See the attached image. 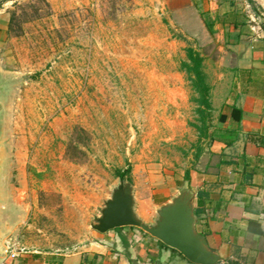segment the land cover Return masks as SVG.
Here are the masks:
<instances>
[{
    "label": "rangeland",
    "instance_id": "obj_1",
    "mask_svg": "<svg viewBox=\"0 0 264 264\" xmlns=\"http://www.w3.org/2000/svg\"><path fill=\"white\" fill-rule=\"evenodd\" d=\"M0 11L9 199L0 229L20 214L9 231L17 245L87 241L121 180L115 168L130 167L133 197L171 182L168 164L190 160L196 117L185 47L202 53L210 84L226 86L256 48L245 40L220 52L215 36L179 25L168 0H0ZM238 14L264 31L252 25L255 8ZM182 186L192 183L180 179L175 193Z\"/></svg>",
    "mask_w": 264,
    "mask_h": 264
},
{
    "label": "crops",
    "instance_id": "obj_2",
    "mask_svg": "<svg viewBox=\"0 0 264 264\" xmlns=\"http://www.w3.org/2000/svg\"><path fill=\"white\" fill-rule=\"evenodd\" d=\"M168 1L179 25L192 34L215 36L220 52L225 45L245 40L256 50L249 51V66L233 68L230 84H211L212 138L201 142L198 157H193L194 128L189 162L181 158L183 164H168L169 172L176 171L168 186L156 184L145 197L134 193V211L143 221L153 222L156 209L175 194L174 185L188 169L194 205L196 198L200 201L196 225L207 230L205 237L220 255L219 262L264 264V144L255 140L264 136V31L251 32V22L238 14L241 6L255 8L259 14L252 25L264 26V0ZM2 13L0 29L6 23ZM15 230L3 238L4 246L14 252L7 264H199L137 226L96 230L66 251L17 245Z\"/></svg>",
    "mask_w": 264,
    "mask_h": 264
},
{
    "label": "water",
    "instance_id": "obj_3",
    "mask_svg": "<svg viewBox=\"0 0 264 264\" xmlns=\"http://www.w3.org/2000/svg\"><path fill=\"white\" fill-rule=\"evenodd\" d=\"M1 83V78H0ZM6 88L0 85V217L8 205L4 171L6 167V151L4 141V102ZM194 191L181 187L171 198L156 209L153 223H147L139 218L134 211L132 186L128 180L121 179L110 195L105 199L100 214L91 222V227L97 231L131 225L137 226L156 237L166 245L181 252L188 260L199 264H213L220 260L216 250L208 245L207 239L196 228L197 216L194 213ZM13 203H21V209L27 207L21 199L13 198ZM18 218L5 229H0V256L5 253L3 238L17 223Z\"/></svg>",
    "mask_w": 264,
    "mask_h": 264
},
{
    "label": "trees",
    "instance_id": "obj_4",
    "mask_svg": "<svg viewBox=\"0 0 264 264\" xmlns=\"http://www.w3.org/2000/svg\"><path fill=\"white\" fill-rule=\"evenodd\" d=\"M204 56L202 53L191 45L185 47V58L180 61V67L184 70L186 77L189 81L190 87L193 91L192 99L195 102V121L191 125L197 131V140L195 143V152L193 154L194 159L199 155L201 150V142L206 140V142L212 138V134L209 132L211 127V101H210V88L211 84L207 79L206 72L203 69ZM232 109H236L235 106ZM256 141L264 144V136H257ZM115 176L120 179H126L128 181L130 178V167L125 168H115ZM184 178H189V170L184 171ZM200 207V201L198 198L195 200L194 213L198 216ZM131 226V225H130ZM132 227V226H131ZM197 230L202 234H206L207 230L202 228L200 225H196Z\"/></svg>",
    "mask_w": 264,
    "mask_h": 264
},
{
    "label": "built area",
    "instance_id": "obj_5",
    "mask_svg": "<svg viewBox=\"0 0 264 264\" xmlns=\"http://www.w3.org/2000/svg\"><path fill=\"white\" fill-rule=\"evenodd\" d=\"M13 256H14V252H13L12 248L9 249L8 247L7 248L5 247V253L0 259V264H7L8 259L13 257ZM213 264H223V263L219 262V260H218ZM234 264H244V263L241 261H238Z\"/></svg>",
    "mask_w": 264,
    "mask_h": 264
}]
</instances>
